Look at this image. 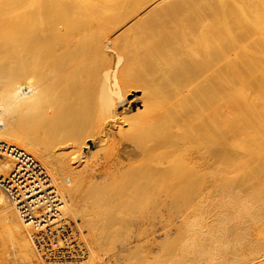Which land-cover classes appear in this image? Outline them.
<instances>
[{
    "label": "bare ground",
    "instance_id": "bare-ground-1",
    "mask_svg": "<svg viewBox=\"0 0 264 264\" xmlns=\"http://www.w3.org/2000/svg\"><path fill=\"white\" fill-rule=\"evenodd\" d=\"M172 1L0 0V264H264V0Z\"/></svg>",
    "mask_w": 264,
    "mask_h": 264
},
{
    "label": "rangeland",
    "instance_id": "rangeland-1",
    "mask_svg": "<svg viewBox=\"0 0 264 264\" xmlns=\"http://www.w3.org/2000/svg\"><path fill=\"white\" fill-rule=\"evenodd\" d=\"M177 3V4H176ZM171 5H178L179 6V8H180V12H181V14L182 13H185L188 9L190 10L191 8H197V7H208V6H212V7H216V5H217V0H186V1H184V0H174V2L172 1L171 2ZM249 12V11H248ZM7 37V35L6 36H3V39H1L0 41H6V43H2V42H0V45H1V47H2V50H4V51H6V50H9L11 47H9V45L11 44V43H8V45H6L7 44V41H8V38H6ZM10 39V38H9ZM2 43V44H1ZM8 46V47H7ZM1 47H0V54H4V51H2L1 50ZM11 50V49H10ZM2 51V52H1ZM6 53V52H5ZM9 53V52H8ZM2 54V55H3ZM7 54V53H6ZM6 54H4V56L6 55ZM10 54V53H9ZM7 56V55H6ZM9 57V56H8ZM132 96H128V100L125 102V103H123V105H121V107H126V109H128L129 111H135V106H134V104H132V106H131V103H130V100H132ZM258 104V103H257ZM251 107H256V104L255 105H252ZM126 127H128V125L126 126ZM148 136H150V133H149V128H142L138 133H137V138H138V140H144V139H146ZM90 144H91V142H90ZM95 149H98L97 147H95ZM100 149V148H99ZM99 151V150H98ZM99 152H102V151H99ZM103 153V152H102ZM99 157V159H100V161L101 160H105V159H101V158H104L103 156H102V154L101 153H99V155H98ZM100 156H102V157H100ZM122 157H116V159L117 160H119L121 163L123 162V160H124V162H123V164H126V163H129L128 162V160H129V158H130V152L128 151V150H126V151H124L123 153H122V155H121ZM123 158V159H122ZM116 159H114V165H116V164H118L119 162H117V160ZM122 161H121V160ZM126 160H127V162H126ZM102 161V162H103ZM99 163H101V162H99ZM117 167H119L118 165H117ZM152 190H155V188H154V186L153 185H149V191H152Z\"/></svg>",
    "mask_w": 264,
    "mask_h": 264
},
{
    "label": "built area",
    "instance_id": "built-area-1",
    "mask_svg": "<svg viewBox=\"0 0 264 264\" xmlns=\"http://www.w3.org/2000/svg\"><path fill=\"white\" fill-rule=\"evenodd\" d=\"M2 154L11 156L16 160V170H18L16 171L17 173L20 172L22 174H31L33 172H37L40 169V167L37 168L39 164L33 155H30L26 151L19 150L15 146L0 143V159L4 157ZM1 180L2 178H0V181ZM0 185H3V183L0 182Z\"/></svg>",
    "mask_w": 264,
    "mask_h": 264
}]
</instances>
